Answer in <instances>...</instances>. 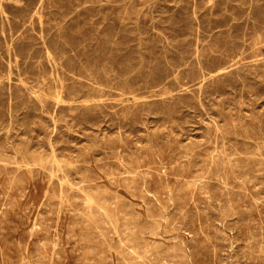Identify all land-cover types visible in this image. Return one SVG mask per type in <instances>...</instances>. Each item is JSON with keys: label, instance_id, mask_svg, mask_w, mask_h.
<instances>
[{"label": "rangeland", "instance_id": "374dc122", "mask_svg": "<svg viewBox=\"0 0 264 264\" xmlns=\"http://www.w3.org/2000/svg\"><path fill=\"white\" fill-rule=\"evenodd\" d=\"M44 1H0V7H3L0 9V62L2 63V65L0 64V67L2 66L0 68V264H264V245L262 246V244L264 243V217L262 216L264 215V83H261L264 82V0H247L248 2H246V0H124L125 2L123 0ZM30 2L31 4L29 5ZM188 3L190 6L188 5ZM225 3L227 7L225 6ZM75 4L80 7L76 6ZM85 4H87L88 6ZM251 4L253 6H251ZM146 5L148 7H146ZM191 5H194V7H192ZM62 6H65V8H63ZM169 6L171 9H169ZM230 8L232 10H230ZM16 9L18 12L16 11ZM205 10L208 12H206ZM222 10L225 11L223 12ZM52 12L55 14L53 15ZM151 12L153 13V15H151ZM179 13L182 16H180ZM196 13H199L200 15ZM105 14H108L107 17ZM162 15H164L165 17ZM94 17H96V19ZM117 17L119 20L117 19ZM149 17H151L152 20ZM84 18H87V20H85ZM61 19L63 20V22L61 21ZM113 19H115L116 21H113ZM198 19H200V21ZM167 20H170V23ZM206 21H208V23H206ZM220 22L222 24H220ZM246 22L248 24H246ZM189 23H191L192 26L190 24L189 27ZM118 24H120L121 27ZM144 26H146V28ZM148 26L154 27L150 28ZM247 26H249V28ZM52 27L55 29H53ZM208 27L209 29H207ZM250 27H252V29H250ZM257 27H260V30L257 29ZM47 28L49 30H47ZM140 30H143L144 32ZM212 32L213 35L211 34ZM14 33L15 36H13ZM243 33L244 35H242ZM261 33L263 34V37ZM229 34L230 36H228ZM26 35L30 37H27ZM217 35H219V37H217ZM57 36H59V38ZM253 36L256 38H254ZM68 37L71 40H69ZM142 37L144 41L142 40ZM210 37L212 38L210 39ZM242 37L244 38V40H242ZM81 40L84 42H81ZM115 43L118 46H116ZM233 43H235L236 45ZM238 44L241 46H239ZM122 45H124V47ZM63 46H65V49L63 48ZM26 47L28 48L26 49ZM87 47H89V49ZM110 47L112 50L110 49ZM113 48H115V52L113 51ZM80 49H83L84 51ZM128 49L131 51H129ZM139 49L141 51H139ZM194 49L196 50V52ZM231 49L233 52L231 51ZM185 51L187 54L185 53ZM199 52L201 54H199ZM136 53L139 54V56ZM129 56H131L132 58ZM228 56H230L231 58ZM151 58L153 59L151 60ZM139 59H141L143 63ZM190 61L193 63H191ZM21 62H23L24 64ZM116 62L118 63V65ZM135 62L137 63V65ZM158 62L162 63L159 65ZM206 62L207 65L205 64ZM29 63L31 65H29ZM96 63L99 65V67L96 66ZM191 64L193 65V67ZM67 66H69L70 68ZM159 66H161L160 68H162L163 70L160 69ZM178 66L179 68H177ZM254 67H256L257 69H255ZM258 69L261 71V73H259L260 71ZM54 70L56 72H54ZM109 71L112 73H110ZM142 72L146 75H144ZM233 73H235V75ZM249 74L251 76H249ZM143 76H146L147 78ZM91 78H93L94 81ZM160 78L163 79L162 83ZM227 78L229 79V81ZM256 78L259 80H257ZM134 79L136 80V82ZM140 81H143L142 85ZM52 85L54 88L52 87ZM257 86L260 87V90H258ZM253 89L255 90L254 93ZM134 90L136 93L134 92ZM95 93L97 95L99 94L100 97H98L99 95L97 96ZM237 93H239V95ZM92 94L94 96H91ZM22 95L23 97H21ZM51 98L52 100H50ZM249 98L251 100H249ZM120 101L122 102L121 105ZM177 102L180 105H178ZM143 103L144 105H142ZM181 105H183L184 107ZM199 108L202 111H200ZM124 110L126 111L123 112ZM157 110L159 111V113ZM161 110L167 114L165 116L162 115L164 113ZM46 111L49 113H47ZM117 112L120 114H118ZM234 113L236 114L234 115ZM178 114H181L182 117ZM174 115L176 119L174 118ZM196 116H198V118ZM91 117L92 119H90ZM126 117L128 118L126 119ZM140 117H142L143 119L141 118V120H139ZM171 119L173 122L170 121ZM111 122H113L114 124ZM174 122H176V124ZM209 125H211L212 127L210 128ZM217 125L220 126L218 127ZM106 126H108V128ZM254 128L258 130H255ZM249 130L250 132H248ZM137 131L140 132L137 133ZM206 131H208V133ZM122 133L124 134V136ZM166 133L168 135H166ZM209 133L211 134L209 135ZM156 134L158 135L156 136ZM229 134H231V136ZM36 135L38 138L36 137ZM218 136H220L221 139ZM223 138L227 141H225ZM232 138L235 140H233ZM88 140L90 141V143ZM134 140L137 141V143L134 142ZM192 142H194V144ZM254 145H256L257 147ZM81 149L83 150L81 151ZM215 154H217V156H214ZM195 157H197L198 159ZM14 162L16 164H14ZM53 163L56 164V166ZM2 164H5V167H3ZM16 165L17 167H15ZM60 167L62 168V170ZM127 172L129 173V175L126 174ZM145 176H149L150 178H146ZM109 180H111L112 184ZM185 181L188 182L186 183ZM63 182L66 185H64ZM10 185L11 187H9ZM59 185L62 186V188ZM163 185H165V187ZM178 185H182L181 188ZM188 185L192 186L189 188ZM178 188H180V190H178ZM203 188H205L206 190L204 189L203 191ZM135 189L137 190V192ZM205 194L207 196L209 195L210 197H206ZM161 195L165 197L162 198ZM177 195L178 197H176ZM84 197H87L88 199H85ZM92 202H94L95 205H92ZM156 204L159 206H157ZM88 206H90V208ZM164 206L167 208V210ZM173 208H175L174 211ZM102 213L104 214L102 215ZM241 213L243 214V216ZM232 214L234 215V217ZM88 219L91 222L88 221ZM112 221L114 224L112 223ZM117 224L119 225L117 226ZM230 224L233 225L231 226ZM40 227L42 228V230ZM44 230L46 232L48 231L47 234ZM55 230H57V232H55ZM26 233L29 234L27 235ZM24 234L26 236H24ZM254 234H256V237L254 236ZM104 238L106 239V241ZM243 238L245 241L243 240ZM233 241L236 243H234ZM193 242L195 243V245ZM258 242H260L261 244ZM37 245L42 247H38ZM109 251L111 252V254H109ZM136 256L139 257L137 258ZM246 256L248 257L246 258ZM124 261L126 263H124Z\"/></svg>", "mask_w": 264, "mask_h": 264}, {"label": "bare ground", "instance_id": "6f19581e", "mask_svg": "<svg viewBox=\"0 0 264 264\" xmlns=\"http://www.w3.org/2000/svg\"><path fill=\"white\" fill-rule=\"evenodd\" d=\"M0 1H1V0H0ZM14 1H15V0H14ZM43 1H44V0H43ZM63 1H65V0H63ZM66 1H67V0H66ZM86 1H87V0H86ZM98 1H99V0H98ZM123 1H124V0H123ZM135 1H136V0H135ZM178 1H179V0H178ZM181 1H182V0H181ZM200 1H202V0H200ZM242 1H244V0H242ZM27 2H28V1H27ZM59 2H61V1H59ZM69 2H70V1H69ZM77 2H78V1H77ZM124 2H125V1H124ZM131 2H132V1H131ZM151 2H152V1H151ZM173 2H176V1H173ZM187 2H188V1H187ZM207 2H208V1H207ZM225 2H226V1H225ZM228 2H229V1H228ZM246 2H248V1L246 0ZM249 2H250V1H249ZM260 2H261V1H260ZM39 3H40V1H39ZM46 3H47V2H46ZM53 3H54V2H53ZM85 3H86V2H85ZM115 3H117V2H115ZM119 3H120V2H119ZM127 3H128V2H127ZM152 3H153V2H152ZM182 3H184V2H182ZM236 3H237V2H236ZM0 4H1V3H0ZM25 4H26V3H25ZM30 4H31V2L29 3V5H30ZM44 4H45V1H44ZM60 4H61V3H60ZM60 4H59V5H60ZM68 4H69V3H68ZM73 4H74V3H73ZM83 4H84V3H83ZM93 4H95V3H93ZM99 4H100V3H99ZM122 4H123V3H122ZM131 4H132V3H131ZM140 4H141V3H140ZM176 4H177V3H176ZM195 4H196V3H195ZM206 4H207V3H206ZM242 4H243V3H242ZM32 5H33V4H32ZM36 5H37V4H36ZM48 5H49V4H48ZM65 5H66V4H65ZM75 5H76V4H75ZM79 5H80V4H79ZM85 5H87V4H85ZM96 5H97V4H96ZM100 5H101V4H100ZM127 5H130V4H127ZM134 5H135V4H134ZM167 5H168V4H167ZM186 5H187V3H186ZM188 5H189V3H188ZM16 6H17V5H16ZM20 6H21V5H20ZM33 6H34V5H33ZM56 6H57V5H56ZM76 6H78V5H76ZM87 6H88V5H87ZM175 6H176V5H175ZM189 6H190V5H189ZM191 6H192V5H191ZM202 6H204V5H202ZM216 6H217V5H216ZM220 6H221V5H220ZM225 6H226V3H225ZM251 6H253V5L251 4ZM41 7H42V6H41ZM59 7H61V6H59ZM59 7H58V8H59ZM62 7L65 8V6H62ZM78 7H80V6H78ZM96 7H97V6H96ZM107 7H108V6H107ZM122 7H123V6H122ZM124 7H125V6H124ZM138 7H139V6H138ZM138 7H137V8H138ZM146 7H148V6L146 5ZM163 7H164V6H163ZM178 7H179V6H178ZM178 7H177V8H178ZM192 7H194V5H193ZM226 7H227V6H226ZM231 7H232V6H231ZM1 8H3V7H0V9H1ZM5 8H6V7H5ZM12 8H13V7H12ZM12 8H11V9H12ZM26 8H27V7H26ZM71 8H72V7H71ZM75 8H76V7H75ZM104 8H105V7H104ZM112 8H113V7H112ZM149 8H150V7H149ZM180 8H181V7H180ZM199 8H200V7H199ZM204 8H205V7H204ZM206 8H207V7H206ZM235 8H236V7H235ZM253 8H254V7H253ZM258 8H259V7H258ZM260 8H261V7H260ZM14 9H15V8H14ZM60 9H61V8H60ZM66 9H67V8H66ZM76 9H77V8H76ZM93 9H94V8H93ZM118 9H119V8H118ZM131 9H132V8H131ZM146 9H147V8H146ZM163 9H164V8H163ZM169 9H171L170 6H169ZM169 9H168V10H169ZM173 9H174V8H173ZM173 9H172V10H173ZM188 9H189V8H188ZM192 9H193V8H192ZM201 9H202V8H201ZM215 9H216V8H215ZM220 9H221V8H220ZM223 9H224V8H223ZM225 9H226V8H225ZM238 9H239V8H238ZM250 9H251V8H250ZM262 9H263V8H262ZM2 10H3V9H2ZM34 10H35V9H34ZM67 10H68V9H67ZM73 10H74V9H73ZM77 10H78V9H77ZM88 10H89V9H88ZM94 10H95V9H94ZM100 10H101V9H100ZM111 10H113V9H111ZM123 10H124V9H123ZM125 10H126V9H125ZM133 10H134V9H133ZM133 10H132V11H133ZM152 10H153V8H152ZM165 10H166V9H165ZM174 10H175V9H174ZM174 10H173V11H174ZM207 10H208V9H207ZM230 10H232V9L230 8ZM236 10H237V9H236ZM243 10H244V9H243ZM251 10H252V9H251ZM253 10H254V9H253ZM263 10H264V9H263ZM0 11H1V10H0ZM10 11H11V10H10ZM16 11H17V9H16ZM23 11H25V10H23ZM23 11H22V12H23ZM37 11H38V9H37ZM49 11H50V10H49ZM60 11H61V10H60ZM68 11H69V10H68ZM68 11H67V12H68ZM97 11H98V9H97ZM97 11H96V12H97ZM108 11H109V10H108ZM115 11H116V10H115ZM189 11H190V10H189ZM205 11H206V10H205ZM219 11H220V10H219ZM222 11H223V10H222ZM224 11H225V10H224ZM224 11H223V12H224ZM246 11H247V10H246ZM254 11H255V10H254ZM259 11H260V10H259ZM17 12H18V11H17ZM19 12H20V10H19ZM28 12H29V11H28ZM61 12H62V11H61ZM61 12H60V13H61ZM71 12H73V11H71ZM74 12H75V11H74ZM76 12H77V11H76ZM85 12H86V10H85ZM149 12H150V11H149ZM152 12H153V11H152ZM152 12H151V13H152ZM157 12H158V11H157ZM195 12H197V11H195ZM195 12H194V14H195ZM206 12H208V11H206ZM212 12H213V10H212ZM216 12H218V11H216ZM237 12H238V11H237ZM249 12H250V11H249ZM252 12H253V11H252ZM261 12H262V11H261ZM11 13H13V12H11ZM52 13H53V12H52ZM63 13H64V12H63ZM80 13H81V12H80ZM91 13H93V12H91ZM105 13H106V12H105ZM119 13H121V12H119ZM123 13H124V12H123ZM127 13H128V11H127ZM138 13H140V12H138ZM168 13H169V11H168ZM173 13H174V12H173ZM181 13H182V12H181ZM188 13H189V12H188ZM191 13H192V12H191ZM191 13H190V14H191ZM214 13H215V12H214ZM225 13H226V12H225ZM225 13H224V14H225ZM229 13H231V12H229ZM233 13H234V12H233ZM15 14H16V13H15ZM15 14H14V15H15ZM23 14H25V13H23ZM47 14H48V13H47ZM50 14H51V13H50ZM54 14H55V13H53V15H54ZM66 14H69V13H66ZM86 14H87V13H86ZM99 14H100V13H99ZM111 14H112V13H111ZM114 14H115V13H114ZM129 14H130V13H129ZM135 14H136V13H135ZM135 14H134V15H135ZM141 14H142V13H141ZM141 14H140V15H141ZM179 14H180V13H179ZM182 14H183V13H182ZM196 14H199V13H196ZM210 14H211V13H210ZM243 14H244V12H243ZM263 14H264V13H263ZM2 15H3V14H2ZM35 15H36V14H35ZM80 15H81V14H80ZM93 15H94V14H93ZM105 15H106V14H105ZM107 15H108V14H107ZM107 15H106V17H107ZM115 15H116V14H115ZM151 15H153V13H152ZM157 15H158V14H157ZM199 15H200V14H199ZM225 15H226V14H225ZM225 15H224V16H225ZM231 15H232V14H231ZM231 15H230V16H231ZM236 15H237V14H236ZM252 15H253V14H252ZM257 15H258V13H257ZM257 15H256V16H257ZM19 16H20V15H19ZM21 16H22V15H21ZM55 16H56V15H55ZM57 16H58V15H57ZM72 16H73V15H72ZM86 16H87V15H86ZM91 16H92V15H91ZM101 16H102V15H101ZM112 16H113V15H112ZM117 16H118V15H117ZM127 16H128V15H127ZM127 16H126V17H127ZM132 16H133V15H132ZM145 16H146V15H145ZM162 16H164V15H162ZM169 16H170V15H169ZM171 16H172V15H171ZM178 16H179V15H178ZM180 16H182V15L180 14ZM191 16H192V15H191ZM201 16H202V15H201ZM210 16H211V15H210ZM233 16H235V15H233ZM259 16H260V15H259ZM17 17H18V16H17ZM17 17H16V18H17ZM121 17H122V16H121ZM121 17H120V18H121ZM135 17H136V16H135ZM164 17H165V16H164ZM189 17H190V16H189ZM240 17H241V16H240ZM249 17H250V16H249ZM252 17H254V16H252ZM260 17H261V16H260ZM20 18H21V17H20ZM53 18H54V17H53ZM53 18H52V19H53ZM63 18H64V17H63ZM77 18H78V17H77ZM79 18H80V17H79ZM94 18L96 19V17H94ZM128 18H129V17H128ZM131 18H132V17H131ZM139 18H140V17H139ZM149 18L151 19V17H149ZM154 18H155V16H154ZM157 18H159V17H157ZM171 18H172V17H171ZM175 18H176V17H175ZM192 18H193V17H192ZM218 18H219V17H218ZM228 18H229V17H228ZM238 18H239V17H238ZM4 19H5V18H4ZM47 19H48V18H47ZM54 19H55V18H54ZM84 19H85V18H84ZM102 19H103V18H102ZM115 19H116V18H115ZM115 19H113V21H116ZM117 19H118V17H117ZM124 19H125V18H124ZM141 19H143V18H141ZM161 19H163V18H161ZM165 19H166V18H165ZM187 19H189V18H187ZM201 19H202V18H201ZM221 19H222V18H221ZM229 19H230V18H229ZM242 19H244V18H242ZM260 19H261V18H260ZM65 20H66V19H65ZM85 20H87V18H86ZM118 20H119V19H118ZM121 20H122V19H121ZM121 20H120V21H121ZM128 20H129V19H128ZM139 20H140V19H139ZM151 20H152V19H151ZM172 20H173V19H172ZM174 20H175V19H174ZM179 20H180V19H179ZM191 20H192V19H191ZM198 20L200 21V19H198ZM202 20H203V19H202ZM206 20H207V19H206ZM225 20H226V19H225ZM225 20H223V21H225ZM233 20H235V19H233ZM249 20H250V19H249ZM258 20H259V19H258ZM262 20H263V19H262ZM25 21H26V20H25ZM29 21H31V20H29ZM33 21H34V20H33ZM36 21H37V20H36ZM61 21L63 22L62 19H61ZM76 21H77V20H76ZM76 21H75V22H76ZM79 21H80V20H79ZM126 21H127V20H126ZM167 21H169V23H170V20H167ZM181 21H182V19H181ZM211 21H212V20H211ZM259 21H260V20H259ZM0 22H1V21H0ZM26 22H27V21H26ZM46 22H48V21H46ZM56 22H57V21H56ZM58 22H59V21H58ZM64 22H65V21H64ZM69 22H70V20H69ZM83 22H84V21H83ZM87 22H88V21H87ZM101 22H102V21H101ZM131 22H132V21H131ZM145 22H146V21H145ZM148 22H149V21H148ZM151 22H152V21H151ZM158 22H160V21H158ZM172 22H173V21H172ZM184 22H185V21H184ZM194 22H195V21H194ZM215 22H216V21H215ZM227 22H228V21H227ZM243 22H244V21H243ZM256 22H257V20H256ZM9 23H10V22H9ZM27 23H28V22H27ZM79 23H80V22H79ZM79 23H78V24H79ZM127 23H128V22H127ZM140 23H141V22H140ZM152 23H153V22H152ZM166 23H167V22H166ZM166 23H164V24H166ZM174 23H175V22H174ZM186 23H187V22H186ZM201 23H202V22H201ZM206 23H208V21H206ZM206 23H204V24H206ZM18 24H19V23H18ZM60 24H61V23H60ZM67 24H68V23H67ZM75 24H76V23H75ZM87 24H88V23H87ZM97 24H98V23H97ZM97 24H96V25H97ZM114 24H115V23H114ZM123 24H124V23H123ZM123 24H122V25H123ZM128 24H129V23H128ZM128 24H127V25H128ZM136 24H137V23H136ZM161 24H162V23H161ZM161 24H160V25H161ZM178 24H179V23H178ZM183 24H184V23H183ZM190 24H191V23H189V27H190ZM210 24H211V23H210ZM220 24H222V23L220 22ZM242 24H243V23H242ZM246 24H248V23L246 22ZM260 24H261V23H260ZM21 25H23V24H21ZM54 25H55V24H54ZM81 25H83V24H81ZM103 25H104V24H103ZM118 25L120 26V24H118ZM127 25H126V26H127ZM131 25H132V24H131ZM139 25H140V24H139ZM151 25H152V24H151ZM214 25H215V24H214ZM217 25H218V24H217ZM224 25H225V24H224ZM250 25H251V24H250ZM254 25H255V24H254ZM261 25H262V24H261ZM30 26H31V25H30ZM36 26H37V25H36ZM71 26H72V25H71ZM75 26H76V25H75ZM77 26H78V25H77ZM109 26H110V25H109ZM109 26H108V27H109ZM124 26H125V25H124ZM137 26H138V25H137ZM157 26H158V25H157ZM168 26H169V25H168ZM174 26H175V25H174ZM191 26H192V24H191ZM199 26H200V25H199ZM209 26H210V25H209ZM225 26H226V25H225ZM225 26H224V27H225ZM241 26H242V25H241ZM1 27H2V26H1ZM19 27H20V26H19ZM21 27H23V26H21ZM34 27H35V26H34ZM38 27H39V26H38ZM54 27H55V26H54ZM64 27H66V26H64ZM85 27H86V26H85ZM88 27H89V26H88ZM105 27H106V26H105ZM112 27H113V26H112ZM117 27H118V26H117ZM120 27H121V26H120ZM127 27H128V26H127ZM133 27H134V26H133ZM144 27L146 28V26H144ZM148 27H150V26H148ZM153 27H154V26H153ZM153 27H150V28H153ZM158 27H159V26H158ZM164 27H165V25H164ZM200 27H201V26H200ZM204 27H205V26H204ZM218 27H219V26H218ZM238 27H239V26H238ZM247 27L249 28V26H247ZM254 27H255V26H254ZM4 28H5V27H4ZM52 28H53V27H52ZM86 28H87V27H86ZM106 28H107V27H106ZM118 28H119V27H118ZM125 28H126V27H125ZM159 28H160V27H159ZM176 28H177V27H176ZM215 28H216V27H215ZM231 28H232V27H231ZM235 28H236V27H235ZM242 28H243V27H242ZM245 28H246V27H245ZM5 29H6V28H5ZM19 29H20V28H19ZM28 29H29V28H28ZM36 29H37V27H36ZM36 29H35V30H36ZM53 29H55V28H53ZM62 29H63V28H62ZM91 29H92V28H91ZM95 29H96V28H95ZM99 29H100V28H99ZM110 29H111V28H110ZM114 29H115V28H114ZM126 29H127V28H126ZM142 29H143V28H142ZM160 29H161V28H160ZM162 29H163V28H162ZM168 29H170V28H168ZM178 29H179V28H178ZM207 29H209V27H208ZM211 29H212V28H211ZM216 29H217V28H216ZM233 29H234V28H233ZM233 29H232V30H233ZM238 29H240V28H238ZM250 29H252V27H250ZM257 29L260 30V27H259V28L257 27ZM261 29H262V28H261ZM3 30H4V29H3ZM43 30H44V29H43ZM45 30H46V29H45ZM47 30H49V29L47 28ZM47 30H46V31H47ZM64 30H65V29H64ZM100 30H101V29H100ZM137 30H138V29H137ZM148 30H149V29H148ZM171 30H172V29H171ZM181 30H182V29H181ZM241 30H242V29H241ZM241 30H240V31H241ZM255 30H256V28H255ZM262 30H263V29H262ZM22 31H23V30H22ZM36 31H37V30H36ZM70 31H71V30H70ZM76 31H77V30H76ZM79 31H80V30H79ZM83 31H84V30H83ZM106 31H107V30H106ZM109 31H110V30H109ZM122 31H123V30H122ZM134 31H135V29H134ZM140 31H143V30H140ZM146 31H147V30H146ZM176 31H178V30H176ZM185 31H186V30H185ZM188 31H189V30H188ZM191 31H192V30H191ZM205 31H206V30H205ZM234 31H235V30H234ZM242 31H243V30H242ZM29 32H30V31H29ZM29 32H28V33H29ZM50 32H51V30H50ZM52 32H53V31H52ZM91 32H92V31H91ZM123 32H124V31H123ZM130 32H131V31H130ZM143 32H144V31H143ZM143 32H142V33H143ZM163 32H164V31H163ZM186 32H187V31H186ZM252 32H253V31H252ZM257 32H258V31H257ZM259 32H260V31H259ZM26 33H27V32H26ZM65 33H66V32H65ZM118 33H119V32H118ZM126 33H127V31H126ZM128 33H129V32H128ZM139 33H140V32H139ZM150 33H151V32H150ZM152 33H153V32H152ZM171 33H172V32H171ZM181 33H182V32H181ZM202 33H203V32H202ZM205 33H206V32H205ZM208 33H209V32H208ZM220 33H221V32H220ZM236 33H237V32H236ZM247 33H248V32H247ZM0 34H1V33H0ZM9 34H10V33H9ZM32 34H33V33H32ZM50 34H51V33H50ZM50 34H49V35H50ZM76 34H77V33H76ZM76 34H74V35H76ZM81 34H82V33H81ZM97 34H98V33H97ZM100 34H101V33H100ZM123 34H124V33H123ZM147 34H148V33H147ZM182 34H183V33H182ZM193 34H194V33H193ZM198 34H199V33H198ZM211 34L213 35V32H212ZM226 34H227V33H226ZM230 34H231V33H230ZM230 34H229L228 36H230ZM249 34H250V33H249ZM249 34H247V35H249ZM261 34H262V33H261ZM65 35H66V34H65ZM69 35H71V34H69ZM79 35H80V34H79ZM115 35H116V34H115ZM115 35H114V36H115ZM118 35H119V34H118ZM121 35H122V34H121ZM131 35H132V33H131ZM134 35H135V34H134ZM144 35H145V33H144ZM170 35H171V34H170ZM188 35H189V34H188ZM202 35H203V34H202ZM205 35H206V34H205ZM242 35H244V33H243ZM253 35H254V34H253ZM255 35H256V33H255ZM13 36H15V33H14ZM16 36H17V35H16ZM26 36H27V35H26ZM42 36H43V35H42ZM89 36H91V35H89ZM114 36H113V37H114ZM126 36H127V34H126ZM142 36H143V35H142ZM149 36H150V35H149ZM235 36H236V35H235ZM237 36H238V35H237ZM27 37H30V36H27ZM51 37H52V36H51ZM57 37L59 38V36H57ZM60 37H61V36H60ZM69 37H71V36H69ZM69 37H68V39H69ZM79 37H80V36H79ZM91 37H93V36H91ZM116 37H117V36H116ZM128 37H129V36H128ZM133 37H134V36H133ZM146 37H147V36H146ZM146 37H145V38H146ZM161 37H162V35H161ZM175 37H176V36H175ZM217 37H219V35H217ZM221 37H222V36H221ZM232 37H233V36H232ZM253 37H254V36H253ZM262 37H263V34H262ZM262 37H261V38H262ZM8 38H9V36H8ZM13 38H14V37H13ZM20 38H22V37H20ZM23 38H24V37H23ZM36 38H37V37H36ZM46 38H47V37H46ZM53 38H54V37H53ZM104 38H105V37H104ZM119 38H120V37H119ZM126 38H127V37H126ZM135 38H136V37H135ZM183 38H184V37H183ZM188 38H189V37H188ZM205 38H206V37H205ZM211 38H212V37H210V39H211ZM225 38H226V37H225ZM239 38H240V37H239ZM242 38H243V37H242ZM245 38H246V36H245ZM247 38H248V36H247ZM254 38H256V37H254ZM50 39H51V38H50ZM74 39H75V38H74ZM106 39H107V38H106ZM146 39H147V38H146ZM175 39H176V38H175ZM207 39H209V38H207ZM213 39H215V38H213ZM221 39H222V38H221ZM229 39H230V38H229ZM250 39H251V38H250ZM2 40H3V39H2ZM8 40H9V39H8ZM25 40H26V39H25ZM69 40H71V39H69ZM83 40H84V39H83ZM90 40H91V39H90ZM104 40H105V39H104ZM109 40H110V39H109ZM109 40H108V43H109ZM114 40H115V39H114ZM114 40H113V41H114ZM120 40H121V39H120ZM125 40H126V39H125ZM132 40H133V38H132ZM140 40H141V39H140ZM142 40H143V37H142ZM150 40H151V39H150ZM161 40H162V39H161ZM161 40H160V41H161ZM172 40H173V38H172ZM218 40H219V39H218ZM222 40H223V39H222ZM242 40H244V38H243ZM251 40H252V39H251ZM255 40H256V39H255ZM259 40H260V39H259ZM38 41H39V40H38ZM48 41H49V40H48ZM51 41H52V40H51ZM78 41H79V40H78ZM85 41H87V40H85ZM97 41H98V40H97ZM101 41H103V40H101ZM106 41H107V40H106ZM110 41H111V40H110ZM116 41H117V40H116ZM116 41H115V42H116ZM126 41H127V40H126ZM143 41H144V40H143ZM146 41H147V40H146ZM156 41H157V40H156ZM194 41H195V39H194ZM196 41H197V40H196ZM203 41H204V40H203ZM210 41H211V40H210ZM226 41H227V40H226ZM256 41H257V40H256ZM16 42H17V41H16ZM73 42H74V41H73ZM81 42H84V41L81 40ZM111 42H112V41H111ZM111 42H110V43H111ZM134 42H136V41H134ZM139 42H140V41H139ZM153 42H154V41H153ZM163 42H164V41H163ZM180 42H181V41H180ZM188 42H189V41H188ZM219 42H220V41H219ZM232 42H233V41H232ZM245 42H246V40H245ZM249 42H250V41H249ZM260 42H261V41H260ZM6 43H7V42H6ZM40 43H41V42H40ZM77 43H78V42H77ZM77 43H76V44H77ZM112 43H113V42H112ZM124 43H125V42H124ZM131 43H133V42H131ZM149 43H150V42H149ZM170 43H171V42H170ZM192 43H196V42H192ZM221 43H223V42H221ZM229 43H230V41H229ZM229 43H228V44H229ZM235 43H236V42H235ZM235 43H233V44H235ZM241 43H242V42H241ZM243 43H244V41H243ZM11 44H12V43H11ZM28 44H30V43H28ZM60 44H61V43H60ZM103 44H104V43H103ZM120 44H122V43H120ZM127 44H128V42H127ZM154 44H155V43H154ZM154 44H153V45H154ZM176 44H177V43H176ZM176 44H175V45H176ZM200 44H201V43H200ZM218 44H219V43H218ZM257 44H258V43H257ZM7 45H8V44H7ZM19 45H20V44H19ZM33 45H35V44H33ZM47 45H48V44H47ZM74 45H75V44H74ZM115 45H116V43H115ZM135 45H136V44H135ZM155 45H156V44H155ZM170 45H171V44H170ZM170 45H169V46H170ZM190 45H191V44H190ZM202 45H203V44H202ZM210 45H211V44H210ZM224 45H225V44H224ZM235 45H236V44H235ZM238 45H239V44H238ZM250 45H251V44H250ZM250 45H249V46H250ZM1 46H2V45H1ZM21 46H22V45H21ZM26 46H27V45H26ZM38 46H39V45H38ZM43 46H44V45H43ZM65 46H66V44H65ZM65 46H63V48H64ZM80 46H81V45H80ZM90 46H91V45H90ZM109 46H110V45H109ZM116 46H118V45H116ZM122 46L124 47V45H122ZM129 46H130V45H129ZM138 46H139V45H138ZM142 46H143V45H142ZM169 46H168V47H169ZM172 46H173V45H172ZM172 46H171V47H172ZM176 46H177V45H176ZM239 46H241V45H239ZM252 46H253V45H252ZM11 47H12V46H11ZM85 47H86V46H85ZM101 47H102V46H101ZM106 47H107V46H106ZM127 47H128V46H127ZM132 47H133V46H132ZM132 47H131V48H132ZM143 47H144V46H143ZM146 47H147V46H146ZM149 47H150V46H149ZM179 47H180V46H179ZM181 47H182V46H181ZM186 47H187V46H186ZM204 47H205V46H204ZM223 47H225V46H223ZM229 47H230V46H229ZM234 47H235V46H234ZM16 48H17V47H16ZM19 48H20V47H19ZM27 48H28V47H26V49H27ZM41 48H42V47H41ZM67 48H69V47H67ZM79 48H80V47H79ZM87 48L89 49V47H87ZM137 48H138V47H137ZM144 48H145V47H144ZM165 48H166V47H165ZM190 48H191V47H190ZM192 48H193V46H192ZM201 48H202V47H201ZM221 48H222V47H221ZM232 48H233V47H232ZM243 48H244V47H243ZM5 49H6V48H5ZM46 49H47V48H46ZM64 49H65V48H64ZM76 49H77V48H76ZM110 49H111V47H110ZM113 49H114L113 51L115 52V51H116L115 48H113ZM132 49H133V48H132ZM163 49H164V48H163ZM182 49H183V48H182ZM205 49H206V48H205ZM216 49H217V48H216ZM228 49H230V48H228ZM233 49H234V48H233ZM237 49H238V46H237ZM240 49H242V48H240ZM246 49H247V47H246ZM255 49H256V48H255ZM68 50H69V49H68ZM68 50H67V51H68ZM77 50H78V49H77ZM80 50H83V49H80ZM99 50H100V49H99ZM111 50H112V49H111ZM119 50H120V48H119ZM126 50H127V49H126ZM126 50H125V51H126ZM128 50H129V49H128ZM146 50H147V49H146ZM157 50H159V49H157ZM169 50H170V49H169ZM194 50H195V49H194ZM210 50H211V49H210ZM218 50H219V47H218ZM218 50H217V51H218ZM223 50H224V49H223ZM243 50H244V49H243ZM83 51H84V50H83ZM90 51H91V50H90ZM121 51H122V50H121ZM129 51H131V50H129ZM132 51H133V50H132ZM139 51H141V50L139 49ZM149 51H151V50H149ZM205 51H206V50H205ZM231 51H232V49H231ZM246 51H247V50H246ZM258 51H259V50H258ZM2 52H3V50H2ZM77 52H78V51H77ZM79 52H80V51H79ZM159 52H160V51H159ZM168 52H169V51H168ZM195 52H196V50H195ZM203 52H204V51H203ZM232 52H233V51H232ZM243 52H244V51H243ZM248 52H249V51H248ZM261 52H262V51H261ZM7 53H8V52H7ZM71 53H72V52H71ZM92 53H93V50H92ZM104 53H105V52H104ZM107 53H108V52H107ZM131 53H133V52H131ZM134 53H135V52H134ZM138 53H139V52H138ZM140 53H141V52H140ZM143 53H144V51H143ZM185 53H186V51H185ZM207 53H208V52H207ZM216 53H217V52H216ZM263 53H264V51H263ZM263 53H262V54H263ZM3 54H5V53H3ZM11 54H13V53H11ZM20 54H21V53H20ZM27 54H28V53H27ZM66 54H67V53H66ZM129 54H130V53H129ZM136 54H137V53H136ZM149 54H150V53H149ZM186 54H187V53H186ZM196 54H197V53H196ZM199 54H201V53L199 52ZM231 54H232V53H231ZM244 54H246V53H244ZM253 54H254V53H253ZM255 54H256V53H255ZM28 55H29V54H28ZM41 55H42V54H41ZM74 55H75V54H74ZM84 55H85V54H84ZM95 55H96V54H95ZM105 55H106V54H105ZM113 55H114V54H113ZM125 55H127V54H125ZM137 55L139 56V54H137ZM151 55H152V54H151ZM155 55H156V54H155ZM208 55H209V54H208ZM211 55H212V54H211ZM232 55H233V54H232ZM250 55H251V54H250ZM257 55H259V54H257ZM257 55H256V56H257ZM15 56H16V55H15ZM23 56H24V55H23ZM48 56H50V55H48ZM90 56H92V55H90ZM98 56H99V55H98ZM98 56H97V57H98ZM111 56H112V55H111ZM117 56H118V55H117ZM135 56H136V55H135ZM178 56H179V55H178ZM224 56H225V55H224ZM230 56H231V55H230ZM230 56H228V57H230ZM236 56H237V55H236ZM262 56H263V55H262ZM26 57H28V56H26ZM45 57H46V56H45ZM51 57H52V55H51ZM69 57H70V55H69ZM106 57H108V56H106ZM126 57H127V56H126ZM129 57H131V56H129ZM145 57H146V56H145ZM160 57H161V56H160ZM179 57H180V56H179ZM210 57H211V56H210ZM222 57H223V56H222ZM222 57H221V58H222ZM234 57H235V56H234ZM243 57H244V56H243ZM258 57H259V56H258ZM14 58H15V57H14ZM14 58H13V59H14ZM30 58H31V57H30ZM37 58H38V57H37ZM63 58H64V57H63ZM115 58H116V57H115ZM131 58H132V57H131ZM131 58H130V59H131ZM157 58H159V57H157ZM166 58H167V57H166ZM176 58H177V57H176ZM194 58H195V57H194ZM194 58H193V59H194ZM214 58H215V57H214ZM217 58H218V57H217ZM230 58H231V57H230ZM235 58H236V57H235ZM11 59H12V58H11ZM75 59H76V58H75ZM93 59H94V58H93ZM103 59H105V58H103ZM111 59H112V58H111ZM125 59H126V58H125ZM125 59H124V60H125ZM137 59H138V58H137ZM144 59H145V58H144ZM149 59H150V58H149ZM152 59H153V58H151V60H152ZM160 59H161V58H160ZM178 59H179V58H178ZM252 59H253V58H252ZM255 59H256V58H255ZM261 59H262V58H261ZM7 60H8V59H7ZM58 60H59V59H58ZM86 60H87V59H86ZM108 60H109V59H108ZM139 60H141V59H139ZM164 60H166V59H164ZM186 60H187V59H186ZM214 60H215V59H214ZM222 60H223V59H222ZM222 60H221V61H222ZM225 60H226V57H225ZM225 60H224V61H225ZM239 60H240V59H239ZM239 60H238V61H239ZM263 60H264V59H263ZM3 61H4V60H3ZM13 61H14V60H13ZM78 61H79V60H78ZM89 61H90V60H89ZM110 61H112V60H110ZM120 61H121V60H120ZM101 62H102V60H101ZM122 62H123V61H122ZM129 62H130V61H129ZM141 62H142V60H141ZM152 62H153V61H152ZM162 62H163V61H162ZM162 62H161V63H162ZM190 62H191V61H190ZM209 62H210V61H209ZM226 62H227V61H226ZM258 62H260V61H258ZM21 63H23V62H21ZM38 63H39V62H38ZM63 63H64V62H63ZM84 63H85V62H84ZM88 63H89V62H88ZM109 63H110V62H109ZM116 63H117V62H116ZM126 63H127V62H126ZM135 63H136V62H135ZM142 63H143V62H142ZM145 63H146V61H145ZM161 63L158 62L159 65H160ZM179 63H180V62H179ZM179 63H178V64H179ZM191 63H193V62H191ZM216 63H217V62H216ZM229 63H230V61H229ZM233 63H234V62H233ZM0 64L2 65L1 62H0ZM3 64H4V63H3ZM23 64H24V63H23ZM45 64H46V63H45ZM49 64H50V63H49ZM52 64H53V63H52ZM69 64H70V63H69ZM96 64H97V63H96ZM103 64H104V63H103ZM110 64H111V63H110ZM138 64H139V62H138ZM150 64H151V63H150ZM180 64H181V63H180ZM182 64H183V63H182ZM200 64H202V63H200ZM205 64L207 65V62H206ZM218 64H219V63H218ZM236 64H238V63H236ZM245 64H246V63H245ZM17 65H19V64H17ZM29 65H31V64L29 63ZM32 65H33V64H32ZM50 65H51V64H50ZM56 65H57V64H56ZM64 65H65V64H64ZM73 65H74V64H73ZM94 65H95V64H94ZM104 65H105V64H104ZM111 65H112V64H111ZM113 65H114V64H113ZM115 65H116V64H115ZM117 65H118V63H117ZM136 65H137V63H136ZM140 65H141V63H140ZM142 65H144V64H142ZM145 65H146V64H145ZM191 65H192V64H191ZM191 65H190V66H191ZM213 65H214V64H213ZM213 65H212V66H213ZM234 65H235V64H234ZM15 66H16V65H15ZM27 66H28V65H27ZM96 66L99 67L98 64H97ZM106 66H107V65H106ZM126 66H127V65H126ZM165 66H166V64H165ZM188 66H189V65H188ZM195 66H196V65H195ZM215 66H217V65H215ZM263 66H264V65H263ZM1 67H2V66H1ZM1 67H0V68H1ZM6 67H7V66H6ZM40 67H41V65H40ZM67 67H69V66H67ZM101 67H102V66H101ZM135 67H137V66H135ZM140 67H141V66H140ZM142 67H143V66H142ZM157 67H158V66H157ZM160 67H161V66H159V68H160ZM192 67H193V65H192ZM200 67H201V66H200ZM240 67H241V66H240ZM259 67H261V66H259ZM15 68H16V67H15ZM19 68H20V67H19ZM45 68H46V67H45ZM69 68H70V67H69ZM87 68H88V66H87ZM121 68H122V67H121ZM146 68H147V67H146ZM165 68H166V67H165ZM170 68H171V67H170ZM177 68H179V66H178ZM204 68H205V65H204ZM214 68H215V67H214ZM250 68H251V67H250ZM254 68L257 69L256 67H254ZM13 69H14V68H13ZM33 69H34V68H33ZM37 69H38V68H37ZM41 69H42V68H41ZM46 69H47V68H46ZM109 69H110V68H109ZM124 69H125V68H124ZM160 69H162V68H160ZM195 69H196V68H195ZM202 69H203V68H202ZM209 69H210V68H209ZM244 69H245V68H244ZM255 69H254V70H255ZM28 70H29V69H28ZM85 70H86V68H85ZM102 70H103V69H102ZM111 70H112V69H111ZM132 70H133V69H132ZM162 70H163V69H162ZM164 70H165V69H164ZM176 70H177V69H176ZM198 70H199V69H198ZM198 70H197V71H198ZM220 70H221V69H220ZM245 70H246V69H245ZM258 70H259V69H258ZM11 71H12V70H11ZM49 71H50V70H49ZM67 71H68V70H67ZM92 71H93V69H92ZM157 71H158V70H157ZM177 71H178V70H177ZM207 71H208V70H207ZM232 71H233V70H232ZM249 71H250V70H249ZM251 71H252V70H251ZM259 71H260V70H259ZM32 72H33V71H32ZM54 72H56V71L54 70ZM80 72H81V71H80ZM101 72H102V71H101ZM109 72H110V71H109ZM114 72H115V71H114ZM161 72H162V71H161ZM175 72H176V71H175ZM178 72H179V71H178ZM191 72H192V71H191ZM193 72H195V71H193ZM234 72H236V71H234ZM238 72H239V71H238ZM9 73H10V72H9ZM29 73H31V72H29ZM33 73H34V72H33ZM36 73H37V72H36ZM71 73H73V72H71ZM71 73H70V74H71ZM81 73H82V72H81ZM99 73H100V72H99ZM110 73H112V72H110ZM142 73H143V72H142ZM164 73H165V72H164ZM168 73H169V72H168ZM181 73H182V71H181ZM230 73H231V72H230ZM248 73H249V72H248ZM259 73H261V71H260ZM263 73H264V71H263ZM263 73H262V74H263ZM1 74H2V73H1ZM10 74H11V73H10ZM56 74H58V73H56ZM63 74H64V73H63ZM91 74H92V73H91ZM116 74H117V73H116ZM132 74H133V73H132ZM140 74H141V73H140ZM143 74H144V73H143ZM149 74H150V73H149ZM152 74H154V73H152ZM160 74H161V73H160ZM196 74H197V73H196ZM205 74H206V73H205ZM222 74H223V73H222ZM233 74L235 75V73H233ZM240 74H241V73H240ZM240 74H239V75H240ZM33 75H34V74H33ZM80 75H81V74H80ZM104 75H105V74H104ZM134 75H135V74H134ZM144 75H146V74H144ZM167 75H168V74H167ZM170 75H171V74H170ZM190 75H191V74H190ZM192 75H193V74H192ZM194 75H195V74H194ZM198 75H199V73H198ZM241 75H242V74H241ZM19 76H20V75H19ZM43 76H44V75H43ZM57 76H58V75H57ZM77 76H78V75H77ZM88 76H90V75H88ZM140 76H141V75H140ZM196 76H197V75H196ZM203 76H204V75H203ZM224 76H225V75H224ZM229 76H231V75H229ZM236 76H237V75H236ZM249 76H251V75L249 74ZM258 76H259V75H258ZM262 76H263V75H262ZM44 77H45V76H44ZM47 77H48V76H47ZM51 77H53V76H51ZM62 77H63V76H62ZM73 77H74V76H73ZM80 77H81V76H80ZM85 77H87V76H85ZM85 77H84V78H85ZM143 77H146V76H143ZM151 77H152V76H151ZM153 77H154V76H153ZM173 77H174V76H173ZM181 77H182V76H181ZM191 77H192V76H191ZM211 77H212V76H211ZM232 77H233V76H232ZM255 77H256V76H255ZM259 77H260V76H259ZM39 78H40V77H39ZM66 78H68V77H66ZM96 78H97V77H96ZM98 78H99V77H98ZM116 78H117V77H116ZM130 78H131V77H130ZM137 78H138V77H137ZM146 78H147V77H146ZM162 78H163V77H162ZM162 78H160V79H161V83H162V81H163ZM171 78H172V77H171ZM187 78H188V77H187ZM212 78H213V77H212ZM218 78H219V77H218ZM230 78H231V77H230ZM240 78H241V76H240ZM240 78H239V79H240ZM19 79H20V78H19ZM27 79H28V78H27ZM31 79H32V78H31ZM33 79H34V78H33ZM58 79H59V77H58ZM62 79H63V78H62ZM91 79L93 80V78H91ZM104 79H105V78H104ZM124 79H125V78H124ZM149 79H150V78H149ZM200 79H201V77H200ZM227 79H228V78H227ZM237 79H238V78H237ZM256 79H257V78H256ZM256 79H255V81H256ZM263 79H264V78H263ZM34 80H35V79H34ZM37 80H38V79H37ZM51 80H52V78H51ZM51 80H50V81H51ZM100 80H101V79H100ZM100 80H99V81H100ZM102 80H103V79H102ZM114 80H115V79H114ZM134 80H135V79H134ZM141 80H142V79H141ZM150 80H151V79H150ZM165 80H166V79H165ZM173 80H174V79H173ZM192 80H193V79H192ZM195 80H196V79H195ZM197 80H198V79H197ZM206 80H207V79H206ZM253 80H254V78H253ZM257 80H259V79H257ZM3 81H4V80H3ZM10 81H11V80H10ZM35 81H36V80H35ZM47 81H48V79H47ZM56 81H57V80H56ZM63 81H64V80H63ZM93 81H94V80H93ZM107 81H108V79H107ZM128 81H130V80H128ZM146 81H147V80H146ZM153 81H154V80H153ZM187 81H188V79H187ZM189 81H190V79H189ZM207 81H208V80H207ZM207 81H206V82H207ZM210 81H211V80H210ZM214 81H215V80H214ZM214 81H212V82H214ZM218 81H219V80H218ZM221 81H222V80H221ZM225 81H226V80H225ZM228 81H229V79H228ZM240 81H241V80H240ZM260 81H261V80H260ZM262 81H263V80H262ZM44 82H45V81H44ZM79 82H80V81H79ZM105 82H106V80H105ZM135 82H136V80H135ZM135 82H134V83H135ZM140 82H141V81H140ZM140 82H139V84H140ZM142 82H143V81H142ZM142 82H141V85H142ZM157 82H158V81H157ZM164 82H165V81H164ZM174 82H175V81H174ZM216 82H217V81H216ZM247 82H248V81H247ZM247 82H246V83H247ZM1 83H2V82H1ZM4 83H6V82H4ZM93 83H94V82H93ZM99 83H100V82H99ZM121 83H122V82H121ZM146 83H147V82H146ZM152 83H153V82H152ZM237 83H238V81H237ZM254 83H255V82H254ZM261 83H264V82H261ZM36 84H37V83H36ZM57 84H58V83H57ZM76 84H77V83H76ZM78 84H79V83H78ZM102 84H103V83H102ZM125 84H126V83H125ZM137 84H138V83H137ZM208 84H209V83H208ZM241 84H242V83H241ZM257 84H259V83H257ZM3 85H4V84H3ZM32 85H33V84H32ZM86 85H87V84H86ZM86 85H85V86H86ZM112 85H113V84H112ZM158 85H159V83H158ZM158 85H157V86H158ZM163 85H164V84H163ZM167 85H169V84H167ZM175 85H176V84H175ZM182 85H183V84H182ZM184 85H185V84H184ZM211 85H212V84H211ZM213 85H214V84H213ZM216 85H217V84H216ZM0 86H1V85H0ZM58 86H59V85H58ZM65 86H66V85H65ZM70 86H71V85H70ZM70 86H69V87H70ZM129 86H130V85H129ZM145 86H146V85H145ZM150 86H151V85H150ZM170 86H172V85H170ZM203 86H204V85H203ZM214 86H215V85H214ZM4 87H5V86H4ZM16 87H17V86H16ZM28 87H29V86H28ZM40 87H41V85H40ZM52 87H53V85H52ZM59 87H60V86H59ZM67 87H68V86H67ZM108 87H109V86H108ZM142 87H143V86H142ZM175 87H176V86H175ZM194 87H195V86H194ZM210 87H211V86H210ZM234 87H236V86H234ZM257 87H258V86H257ZM37 88H38V87H37ZM53 88H54V87H53ZM126 88H127V86H126ZM164 88H165V87H164ZM212 88H213V87H212ZM215 88H216V87H215ZM236 88H238V87H236ZM259 88H260V87H258V90H260ZM2 89H3V88H2ZM15 89H16V88H15ZM44 89H45V88H44ZM60 89H61V88H60ZM63 89H64V88H63ZM63 89H62V90H63ZM69 89H70V88H69ZM76 89H77V88H76ZM137 89H138V88H137ZM166 89H168V88H166ZM179 89H180V87H179ZM190 89H191V88H190ZM213 89H214V88H213ZM33 90H34V89H33ZM40 90H41V89H40ZM47 90H48V89H47ZM73 90H74V89H73ZM92 90H93V89H92ZM115 90H116V89H115ZM128 90H129V89H128ZM144 90H145V89H144ZM146 90H148V89H146ZM162 90H163V89H162ZM204 90H205V89H204ZM206 90H207V89H206ZM220 90H222V89H220ZM244 90H245V89H244ZM253 90H254V89H253ZM263 90H264V89H263ZM263 90H262V91H263ZM0 91H1V90H0ZM18 91H19V90H18ZM63 91H64V90H63ZM90 91H91V90H90ZM120 91H121V90H120ZM129 91H130V90H129ZM137 91H138V90H137ZM174 91H175V90H174ZM177 91H178V90H177ZM202 91H203V90H202ZM229 91H230V90H229ZM249 91H250V90H249ZM11 92H13V91H11ZM64 92H65V91H64ZM66 92H67V91H66ZM87 92H88V91H87ZM87 92H86V93H87ZM95 92H98V91H95ZM125 92H126V91H125ZM134 92H135V90H134ZM138 92H139V91H138ZM153 92H154V91H153ZM161 92H162V91H161ZM166 92H167V91H166ZM181 92H182V91H181ZM212 92H213V91H212ZM243 92H244V91H243ZM254 92H255V90L253 91V93H254ZM28 93H29V92H28ZM32 93H33V92H32ZM34 93H35V92H34ZM39 93H40V92H39ZM50 93H51V92H50ZM54 93H55V92H54ZM74 93H75V92H74ZM102 93H104V92H102ZM105 93H106V92H105ZM109 93H110V92H109ZM112 93H113V92H112ZM130 93H131V92H130ZM135 93H136V92H135ZM171 93H172V92H171ZM195 93H196V92H195ZM215 93H216V92H215ZM239 93H240V92H239ZM239 93H237V94L239 95ZM246 93H247V91H246ZM246 93H245V94H246ZM250 93H251V92H250ZM2 94H3V93H2ZM13 94H14V93H13ZM18 94H19V93H18ZM30 94H31V93H30ZM56 94H57V93H56ZM95 94H96V93H95ZM123 94H124V93H123ZM137 94H138V93H137ZM231 94H232V93H231ZM258 94H259V93H258ZM262 94H263V93H262ZM28 95H29V94H28ZM57 95H58V94H57ZM96 95H97V94H96ZM98 95H99V94H98ZM98 95H97V96H98ZM104 95H105V94H104ZM107 95H108V94H107ZM217 95H218V94H217ZM226 95H227V94H226ZM255 95H256V93H255ZM32 96H33V95H32ZM91 96H94V95L92 94ZM116 96H117V95H116ZM146 96H147V94H146ZM196 96H197V94H196ZM199 96H200V95H199ZM206 96H207V95H206ZM21 97H23V95H22ZM37 97H38V96H37ZM57 97H58V96H57ZM64 97H65V96H64ZM69 97H70V96H69ZM98 97H100V95H99ZM108 97H110V96H108ZM152 97H153V96H152ZM166 97H167V96H166ZM178 97H179V96H178ZM187 97H188V96H187ZM187 97H186V98H187ZM191 97H192V96H191ZM241 97H242V95H241ZM241 97H240V98H241ZM246 97H247V96H246ZM260 97H261V96H260ZM9 98H10V96H9ZM17 98H18V97H17ZM38 98H39V97H38ZM58 98H59V97H58ZM70 98H71V97H70ZM104 98H105V97H104ZM111 98H113V97H111ZM125 98H126V97H125ZM128 98H129V97H128ZM147 98H148V97H147ZM147 98H146V99H147ZM160 98H161V97H160ZM181 98H182V97H181ZM213 98H215V97H213ZM219 98H220V97H219ZM88 99H90V98H88ZM162 99H163V98H162ZM178 99H179V98H178ZM194 99H195V98H194ZM232 99H233V97H232ZM263 99H264V98H263ZM263 99H262V100H263ZM6 100H8V99H6ZM24 100H25V99H24ZM37 100H38V99H37ZM50 100H52V98H51ZM91 100H92V99H91ZM91 100H90V101H91ZM109 100H110V99H109ZM129 100H130V99H129ZM134 100H135V99H134ZM152 100H153V99H152ZM167 100H168V99H167ZM187 100H188V99H187ZM187 100H186V101H187ZM245 100H248V99H245ZM249 100H251V99L249 98ZM33 101H34V100H33ZM94 101H95V100H94ZM104 101H105V100H104ZM116 101H117V100H116ZM121 101H122V100H121ZM121 101H120V102H121ZM126 101H127V100H126ZM137 101H138V100H137ZM180 101H181V100H180ZM192 101H193V100H192ZM199 101H200V100H199ZM218 101H219V100H218ZM229 101H230V100H229ZM28 102H29V101H28ZM30 102H31V101H30ZM44 102H45V101H44ZM48 102H49V101H48ZM83 102H84V101H83ZM108 102H109V101H108ZM124 102H125V101H124ZM135 102H136V101H135ZM163 102H165V101H163ZM181 102H182V101H181ZM216 102H217V101H216ZM221 102H223V101H221ZM221 102H220V103H221ZM256 102H257V101H256ZM0 103H1V102H0ZM16 103H17V102H16ZM25 103H26V102H25ZM31 103H32V102H31ZM41 103H42V102H41ZM117 103H119V102H117ZM128 103H129V102H128ZM154 103H155V102H154ZM174 103H175V102H174ZM177 103H178V102H177ZM224 103H225V101H224ZM226 103H227V101H226ZM229 103H230V102H229ZM231 103H232V102H231ZM245 103H246V102H245ZM37 104H38V103H37ZM63 104H64V103H63ZM78 104H80V103H78ZM84 104H85V103H84ZM92 104H93V103H92ZM121 104H122V102L120 103V105H121ZM130 104H131V103H130ZM152 104H153V103H152ZM152 104H151V105H152ZM157 104H158V103H157ZM161 104H162V103H161ZM184 104H185V103H184ZM194 104H195V103H194ZM196 104H197V103H196ZM206 104H207V102H206ZM237 104H238V103H237ZM237 104H236V105H237ZM67 105H68V104H67ZM86 105H87V104H86ZM125 105H126V104H125ZM142 105H144V103H143ZM155 105H156V104H155ZM165 105H166V104H165ZM175 105H176V104H175ZM178 105H180V104L178 103ZM217 105H218V103H217ZM231 105H233V104H231ZM251 105H252V104H251ZM259 105H260V104H259ZM21 106H22V105H21ZM36 106H37V105H36ZM71 106H73V105H71ZM92 106H93V105H92ZM110 106H111V105H110ZM131 106H132V105H131ZM137 106H138V105H137ZM137 106H136V107H137ZM161 106H162V105H161ZM181 106H183V105H181ZM189 106H190V105H189ZM213 106H214V105H213ZM234 106H235V105H234ZM237 106H238V105H237ZM241 106H242V105H241ZM255 106H256V105H255ZM12 107H13V106H12ZM17 107H18V106H17ZM37 107H38V106H37ZM55 107H56V105H55ZM55 107H54V108H55ZM77 107H78V106H77ZM82 107H83V106H82ZM142 107H143V106H142ZM151 107H152V106H151ZM154 107H155V106H154ZM171 107H173V106H171ZM176 107H177V106H176ZM183 107H184V106H183ZM185 107H186V106H185ZM190 107H191V106H190ZM211 107H212V105H211ZM226 107H227V106H226ZM226 107H225V108H226ZM243 107H244V106H243ZM252 107H253V106H252ZM252 107H251V108H252ZM256 107H257V106H256ZM45 108H46V107H45ZM49 108H50V107H49ZM52 108H53V107H52ZM78 108H79V107H78ZM80 108H81V107H80ZM87 108H88V107H87ZM97 108H98V107H97ZM97 108H96V109H97ZM110 108H111V107H110ZM115 108H116V107H115ZM125 108H126V107H125ZM130 108H131V107H130ZM143 108H144V107H143ZM161 108H162V107H161ZM166 108H167V107H166ZM181 108H182V107H181ZM187 108H188V107H187ZM235 108H236V107H235ZM9 109H10V108H9ZM35 109H36V108H35ZM60 109H61V108H60ZM72 109H73V108H72ZM93 109H94V108H93ZM140 109H141V108H140ZM140 109H139V110H140ZM157 109H158V108H157ZM179 109H180V108H179ZM179 109H178V110H179ZM227 109H228V108H227ZM230 109H231V108H230ZM232 109H233V108H232ZM41 110H42V109H41ZM64 110H65V109H64ZM75 110H76V109H75ZM99 110H100V109H99ZM132 110H133V109H132ZM144 110H145V109H144ZM147 110H148V109H147ZM168 110H169V109H168ZM188 110H189V109H188ZM188 110H187V111H188ZM197 110H198V109H197ZM199 110H200V108H199ZM235 110H236V109H235ZM246 110H249V109H246ZM42 111H43V110H42ZM60 111H61V110H60ZM66 111H67V110H66ZM68 111H69V110H68ZM80 111H81V110H80ZM97 111H98V110H97ZM125 111H126V110H124L123 112H125ZM135 111H136V110H135ZM142 111H143V110H142ZM148 111H149V110H148ZM157 111H158V110H157ZM161 111H162V110H161ZM171 111H172V110H171ZM174 111H175V110H174ZM181 111H182V110H181ZM200 111H202V110H200ZM214 111H215V110H214ZM254 111H255V110H254ZM262 111H263V110H262ZM3 112H5V111H3ZM29 112H30V111H29ZM46 112H47V111H46ZM105 112H106V111H105ZM121 112H122V111H121ZM136 112H137V111H136ZM162 112H163V111H162ZM205 112H206V111H205ZM208 112H209V111H208ZM228 112H229V111H228ZM10 113H11V112H10ZM10 113H9V114H10ZM47 113H49V112H47ZM100 113H101V112H100ZM117 113H118V112H117ZM158 113H159V111H158ZM163 113H164V114H162V115H164V116L167 114V113H165V112H163ZM172 113H173V112H172ZM172 113H171V114H172ZM177 113H178V112H177ZM177 113H176V114H177ZM180 113H181V112H180ZM256 113H257V112H256ZM67 114H68V113H67ZM77 114H78V113H77ZM118 114H120V113H118ZM149 114H150V113H149ZM160 114H161V113H160ZM169 114H170V112H169ZM189 114H190V113H189ZM194 114H195V113H194ZM197 114H198V112H197ZM232 114H233V113H232ZM235 114H236V113H234V115H235ZM239 114H240V113H239ZM253 114H254V113H253ZM24 115H25V114H24ZM37 115H38V114H37ZM89 115H90V113H89ZM126 115H127V114H126ZM129 115H130V111H129ZM129 115H128V116H129ZM136 115H137V114H136ZM151 115H152V114H151ZM178 115H179V114H178ZM206 115H207V114H206ZM206 115H205V116H206ZM209 115H210V114H209ZM216 115H217V114H216ZM227 115H228V114H227ZM8 116H9V115H8ZM74 116H75V115H74ZM82 116H83V115H82ZM122 116H123V115H122ZM124 116H125V115H124ZM137 116H138V115H137ZM140 116H141V115H140ZM142 116H143V114H142ZM144 116H145V115H144ZM169 116H170V115H169ZM179 116H181V114H180ZM201 116H202V115H201ZM219 116H220V115H219ZM248 116H249V115H248ZM255 116H256V114H255ZM46 117H47V116H46ZM69 117H70V116H69ZM120 117H121V116H120ZM131 117H132V116H131ZM181 117H182V116H181ZM186 117H187V116H186ZM188 117H189V116H188ZM190 117H191V115H190ZM193 117H194V116H193ZM196 117L198 118V116H196ZM239 117H240V116H239ZM76 118H77V117H76ZM93 118H95V117H93ZM96 118H97V117H96ZM127 118H128V117H126V119H127ZM141 118H142V117H140L139 120H141ZM149 118H150V117H149ZM152 118H153V117H152ZM161 118H162V117H161ZM165 118H166V117H165ZM170 118H171V117H170ZM174 118H175V115H174ZM248 118H250V117H248ZM83 119H84V118H83ZM90 119H92V117H91ZM111 119H112V118H111ZM113 119H114V118H113ZM126 119H125V120H126ZM142 119H143V118H142ZM144 119H145V118H144ZM155 119H156V118H155ZM155 119H154V121H155ZM168 119H169V118H168ZM175 119H176V118H175ZM178 119H179V118H178ZM180 119H181V118H180ZM193 119H194V118H193ZM212 119H213V118H212ZM234 119H236V118H234ZM262 119H263V118H262ZM19 120H20V119H19ZM66 120H67V119H66ZM105 120H106V119H105ZM109 120H110V119H109ZM159 120H160V119H159ZM161 120H162V119H161ZM207 120H208V119H207ZM215 120H217V119H215ZM237 120H238V119H237ZM254 120H255V119H254ZM257 120H258V119H257ZM5 121H6V120H5ZM11 121H12V120H11ZM77 121H78V120H77ZM89 121H90V120H89ZM162 121H163V120H162ZM168 121H169V120H168ZM170 121H172V119H171ZM197 121H198V120H197ZM204 121H205V120H204ZM217 121H219V120H217ZM234 121H235V120H234ZM100 122H101V121H100ZM130 122H131V121H130ZM138 122H139V121H138ZM141 122H142V121H141ZM172 122H173V121H172ZM178 122H179V121H178ZM186 122H187V121H186ZM213 122H214V121H213ZM221 122H222V120H221ZM97 123H98V122H97ZM111 123H113V122H111ZM120 123H121V122H120ZM170 123H171V122H170ZM174 123L176 124V122H174ZM180 123H181V122H180ZM182 123H183V122H182ZM196 123H197V122H196ZM198 123H199V122H198ZM201 123H202V122H201ZM224 123H225V122H224ZM224 123H223V125H224ZM252 123H253V122H252ZM113 124H114V123H113ZM113 124H112V125H113ZM131 124H132V123H131ZM171 124H172V123H171ZM183 124H184V123H183ZM199 124H200V123H199ZM212 124H213V123H212ZM240 124H242V123H240ZM115 125H116V124H115ZM133 125H134V124H133ZM133 125H132V126H133ZM188 125H189V124H188ZM220 125H221V124H220ZM220 125H219V126H220ZM254 125H255V124H254ZM20 126H21V125H20ZM71 126H72V125H71ZM172 126H173V125H172ZM184 126H185V125H184ZM186 126H187V125H186ZM204 126H205V125H204ZM209 126H210V128L212 127L211 125H209ZM217 126H218V125H217ZM219 126H218V127H219ZM225 126H226V125H225ZM225 126H224V127H225ZM233 126H234V125H233ZM239 126H240V125H239ZM243 126H244V125H243ZM245 126H246V125H245ZM40 127H41V126H40ZM64 127H65V126H64ZM106 127L108 128V126H106ZM114 127H115V126H114ZM118 127H119V126H118ZM123 127H124V126H123ZM133 127H134V126H133ZM152 127H153V126H152ZM154 127H155V126H154ZM163 127H164V126H163ZM198 127H200V126H198ZM221 127H222V126H221ZM10 128H11V127H10ZM109 128H110V127H109ZM120 128H121V127H120ZM125 128H126V127H125ZM127 128H128V127H127ZM130 128H131V127H130ZM169 128H170V127H169ZM171 128H172V127H171ZM180 128H181V127H180ZM188 128H189V127H188ZM190 128H191V127H190ZM196 128H197V127H196ZM225 128H226V127H225ZM240 128H241V127H240ZM247 128H248V127H247ZM261 128H262V126H261ZM55 129H56V128H55ZM91 129H92V128H91ZM133 129H135V128H133ZM151 129H152V128H151ZM215 129H216V128H215ZM220 129H221V128H220ZM249 129H250V128H249ZM254 129H255V128H254ZM9 130H10V129H9ZM9 130H8V131H9ZM126 130H127V129H126ZM128 130H129V129H128ZM131 130H132V129H131ZM176 130H177V129H176ZM184 130H185V129H184ZM188 130H189V129H188ZM188 130H187V131H188ZM227 130H228V128H227ZM255 130H258V129H255ZM27 131H28V130H27ZM76 131H77V130H76ZM88 131H89V130H88ZM104 131H105V130H104ZM129 131H130V130H129ZM168 131H169V129H168ZM172 131H173V130H172ZM190 131H191V130H190ZM209 131H212V130H209ZM223 131H224V130H223ZM229 131H230V130H229ZM234 131H235V130H234ZM6 132H7V131H6ZM28 132H29V131H28ZM95 132H96V131H95ZM119 132H120V130H119ZM139 132H140V131H139ZM139 132L137 131V133H139ZM161 132H162V131H161ZM206 132L208 133V131H206ZM240 132H241V130H240ZM248 132H250V130H249ZM261 132H262V131H261ZM56 133H57V132H56ZM100 133H101V132H100ZM109 133H110V132H109ZM114 133H115V132H114ZM132 133H133V132H132ZM146 133H147V132H146ZM178 133H179V132H178ZM192 133H193V132H192ZM217 133H218V132H217ZM217 133H216V134H217ZM220 133H221V132H220ZM243 133H244V132H243ZM253 133H254V132H253ZM41 134H42V133H41ZM69 134H70V133H69ZM82 134H83V133H82ZM117 134H118V133H117ZM120 134H121V132H120ZM122 134H123V133H122ZM159 134H160V133H159ZM183 134H184V133H183ZM189 134H191V133H189ZM201 134H202V133H201ZM210 134H211V133H209V135H210ZM241 134H242V133H241ZM247 134H248V133H247ZM259 134H260V133H259ZM19 135H20V134H19ZM50 135H51V133H50ZM157 135H158V134H156V136H157ZM166 135H168V134L166 133ZM229 135L231 136V134H229ZM45 136H47V135H45ZM59 136H60V135H59ZM74 136H76V135H74ZM87 136H88V135H87ZM90 136H91V135H90ZM123 136H124V134H123ZM151 136H152V135H151ZM171 136H172V134H171ZM195 136H196V135H195ZM197 136H198V135H197ZM245 136H246V135H245ZM36 137H37V135H36ZM78 137H79V136H78ZM116 137H117V136H116ZM116 137H115V138H116ZM126 137H127V136H126ZM140 137H141V136H140ZM153 137H154V136H153ZM164 137H165V136H164ZM204 137H205V136H204ZM218 137L221 139L220 136H218ZM240 137H241V136H240ZM8 138H9V136H8ZM37 138H38V137H37ZM108 138H109V137H108ZM142 138H143V136H142ZM146 138H147V137H146ZM156 138H157V137H156ZM189 138H190V137H189ZM201 138H202V137H201ZM208 138H209V137H208ZM228 138H229V137H228ZM234 138H235V137H234ZM4 139H5V138H4ZM6 139H7V138H6ZM52 139H53V138H52ZM97 139H98V136H97ZM100 139H101V138H100ZM111 139H112V138H111ZM129 139H130V138H129ZM148 139H149V138H148ZM173 139H174V138H173ZM209 139H210V138H209ZM223 139H224V138H223ZM226 139H227V138H226ZM232 139H233V138H232ZM236 139H237V138H236ZM68 140H69V139H68ZM84 140H86V139H84ZM115 140H116V139H115ZM117 140H118V139H117ZM180 140H181V139H180ZM224 140H225V139H224ZM233 140H235V139H233ZM258 140H259V139H258ZM53 141H54V140H53ZM64 141H65V140H64ZM88 141H89V140H88ZM97 141H98V140H97ZM99 141H100V140H99ZM149 141H150V140H149ZM149 141H148V142H149ZM168 141H169V140H168ZM225 141H227V140H225ZM261 141H262V140H261ZM67 142H68V141H67ZM111 142H112V141H111ZM134 142L137 143V141H135V140H134ZM197 142H198V141H197ZM203 142H204V141H203ZM239 142H240V141H239ZM257 142H258V141H257ZM50 143H51V142H50ZM89 143H90V141H89ZM101 143H102V142H101ZM114 143H115V141H114ZM116 143H117V142H116ZM154 143H155V141H154ZM166 143H167V142H166ZM192 143L194 144V142H192ZM199 143H200V142H199ZM212 143H213V142H212ZM103 144H105V143H103ZM149 144H150V143H149ZM156 144H157V143H156ZM170 144H171V143H170ZM174 144H175V143H174ZM190 144H191V143H190ZM195 144H196V143H195ZM244 144H246V143H244ZM7 145H8V144H7ZM54 145H55V144H54ZM109 145H110V143H109ZM112 145H113V143H112ZM137 145H138V144H137ZM146 145H147V143H146ZM150 145H151V144H150ZM164 145H165V144H164ZM176 145H177V144H176ZM186 145H187V144H186ZM199 145H200V144H199ZM222 145H223V143H222ZM235 145H236V144H235ZM260 145H261V144H260ZM49 146H50V145H49ZM49 146H47V147H49ZM70 146H71V145H70ZM83 146H84V145H83ZM133 146H135V145H133ZM183 146H184V145H183ZM229 146H230V144H229ZM238 146H239V145H238ZM238 146H237V147H238ZM242 146H243V145H242ZM254 146H256V145H254ZM51 147H52V146H51ZM65 147H66V146H65ZM107 147H108V146H107ZM125 147H126V146H125ZM128 147H129V145H128ZM157 147H158V146H157ZM166 147H167V146H166ZM175 147H176V146H175ZM256 147H257V146H256ZM259 147H260V146H259ZM259 147H258V148H259ZM262 147H263V146H262ZM68 148H69V147H68ZM70 148H71V147H70ZM93 148H94V147H93ZM101 148H102V147H101ZM118 148H119V147H118ZM122 148H123V147H122ZM155 148H156V147H155ZM173 148H174V147H173ZM220 148H221V147H220ZM19 149H20V148H19ZM72 149H73V147H72ZM78 149H80V148H78ZM103 149H104V148H103ZM115 149H116V148H115ZM136 149H137V148H136ZM143 149H144V148H143ZM147 149H148V148H147ZM182 149H183V148H182ZM187 149H188V148H187ZM205 149H206V148H205ZM259 149H260V148H259ZM262 149H263V148H262ZM68 150H69V149H68ZM82 150H83V149H81V151H82ZM99 150H100V149H99ZM108 150H109V149H108ZM170 150H171V149H170ZM185 150H186V148H185ZM224 150H225V149H224ZM233 150H234V149H233ZM144 151H145V150H144ZM151 151H152V150H151ZM151 151H150V152H151ZM159 151H160V150H159ZM176 151H177V150H176ZM197 151H198V150H197ZM199 151H200V150H199ZM205 151H206V150H205ZM229 151H230V150H229ZM236 151H237V150H236ZM258 151H260V150H258ZM54 152H55V151H54ZM99 152H100V151H99ZM119 152H120V151H119ZM138 152H139V151H138ZM141 152H142V151H141ZM160 152H161V151H160ZM160 152H159V153H160ZM168 152H169V151H168ZM216 152H217V150H216ZM198 153H200V152H198ZM237 153H238V152H237ZM96 154H97V153H96ZM99 154H100V153H99ZM110 154H111V153H110ZM131 154H132V153H131ZM140 154H141V153H140ZM162 154H163V152H162ZM114 155H116V154H114ZM155 155H156V154H155ZM159 155H160V154H159ZM169 155H170V154H169ZM185 155H186V154H185ZM263 155H264V154H263ZM62 156H63V155H62ZM81 156H82V155H81ZM181 156H183V155H181ZM181 156H180V158H181ZM214 156H217V154H215ZM221 156H222V155H221ZM63 157H64V156H63ZM78 157H79V156H78ZM175 157H176V156H175ZM192 157H193V156H192ZM222 157H223V156H222ZM260 157H261V156H260ZM84 158H85V157H84ZM183 158H185V157H183ZM188 158H189V157H188ZM195 158H197V157H195ZM195 158H194V159H195ZM234 158H235V157H234ZM252 158H253V157H252ZM255 158H256V157H255ZM261 158H262V157H261ZM99 159H100V158H99ZM99 159H98V160H99ZM164 159H165V158H164ZM197 159H198V158H197ZM220 159H221V158H220ZM229 159H230V158H229ZM232 159H233V158H232ZM232 159H231V160H232ZM238 159H239V158H238ZM244 159H245V158H244ZM54 160H55V159H54ZM54 160H53V162H54ZM156 160H157V158H156ZM169 160H170V159H169ZM40 161H41V160H40ZM69 161H70V159H69ZM263 161H264V160H263ZM46 162H47V161H46ZM46 162H44V163H46ZM128 162H130V161H128ZM153 162H154V160H153ZM157 162H159V161H157ZM167 162H169V161H167ZM167 162H166V163H167ZM182 162H183V161H182ZM246 162H247V161H246ZM246 162H245V163H246ZM39 163H40V162H39ZM42 163H43V162H42ZM42 163H41V164H42ZM105 163H106V162H105ZM122 163H123V162H122ZM159 163H161V162H159ZM163 163H164V161H163ZM163 163H162V164H163ZM171 163H172V162H171ZM187 163H188V162H187ZM201 163H202V162H201ZM220 163H221V162H220ZM14 164H16V163L14 162ZM53 164H54V163H53ZM57 164H58V163H57ZM202 164H203V163H202ZM2 165H3V164H2ZM46 165H47V164H46ZM54 165L56 166V164H54ZM41 166H42V165H41ZM59 166H60V165H59ZM63 166H64V165H63ZM75 166H76V165H75ZM169 166H170V165H169ZM220 166H222V165H220ZM229 166H230V165H229ZM240 166H241V165H240ZM259 166H260V165H259ZM3 167H5V164L3 165ZM8 167H9V166H8ZM15 167H17V165H16ZM37 167H38V166H37ZM37 167H36V168H37ZM52 167H54V166H52ZM66 167H67V165H66ZM69 167H70V166H69ZM72 167H73V166H72ZM72 167H71V168H72ZM60 168H61V167H60ZM123 168H124V167H123ZM150 168H151V167H150ZM166 168H167V166H166ZM20 169H21V168H20ZM41 169H42V168H41ZM41 169H40V170H41ZM56 169H57V168H56ZM73 169H74V168H73ZM73 169H72V170H73ZM90 169H91V168H90ZM247 169H248V168H247ZM250 169H251V168H250ZM32 170H33V168H32ZM57 170H58V169H57ZM61 170H62V168H61ZM70 170H71V169H70ZM84 170H85V168H84ZM215 170H216V169H215ZM59 171H60V170H59ZM144 171H146V170H144ZM147 171H148V170H147ZM18 172H19V171H18ZM76 172H77V171H76ZM197 172H198V171H197ZM36 173H37V172H36ZM147 173H148V172H147ZM147 173H146V174H147ZM149 173H150V172H149ZM193 173H194V172H193ZM242 173H243V172H242ZM56 174H57V173H56ZM87 174H88V173H87ZM126 174L129 175L128 172H127ZM38 175H39V174H38ZM53 175H54V174H53ZM57 175H58V174H57ZM144 175H145V174H144ZM254 175H255V174H254ZM251 176H252V175H251ZM36 177H37V176H36ZM123 177H124V176H123ZM125 177H126V176H125ZM136 177H137V176H136ZM145 177H146V176H145ZM147 177H149V176H147ZM147 177H146V178H147ZM198 177H199V176H198ZM242 177H243V176H242ZM257 177H258V176H257ZM257 177H255V178H257ZM259 177H260V176H259ZM32 178H33V177H32ZM110 178H111V177H110ZM110 178H109V179H110ZM143 178H144V177H143ZM149 178H150V177H149ZM244 178H245V177H244ZM252 178H253V177H252ZM255 178H254V179H255ZM62 179H63V177H62ZM64 179H65V178H64ZM126 179H127V178H126ZM56 180H57V179H56ZM148 180H149V179H148ZM58 181H59V180H58ZM109 181L111 182V180H109ZM201 181H202V180H201ZM59 182H60V181H59ZM140 182H141V181H140ZM144 182H145V181H144ZM185 182H186V181H185ZM187 182H188V181H187ZM187 182H186V183H187ZM190 182H191V181H190ZM206 182H207V181H206ZM63 183H64V182H63ZM63 183H62V184H63ZM224 183H225V182H224ZM234 183H235V182H234ZM239 183H240V182H239ZM111 184H112V182H111ZM144 184H145V183H144ZM171 184H172V183H171ZM184 184H185V183H184ZM225 184H226V183H225ZM260 184H261V183H260ZM64 185H66V184L64 183ZM67 185H68V184H67ZM167 185H168V183H167ZM174 185H175V184H174ZM197 185H198V184H197ZM201 185H202V184H201ZM204 185H205V184H204ZM241 185H242V184H241ZM57 186H58V185H57ZM59 186H60V185H59ZM86 186H87V185H86ZM155 186H156V185H155ZM158 186H159V184H158ZM158 186H157V187H158ZM163 186L165 187V185H163ZM178 186H179V185H178ZM181 186H182V185H181ZM181 186H179V187L181 188ZM183 186H184V185H183ZM188 186H189V185H188ZM191 186H192V185H190L189 188H190ZM239 186H240V185H239ZM9 187H11V185H10ZM17 187H18V186H17ZM60 187L62 188V186H60ZM185 187H186V186H185ZM220 187H221V186H220ZM230 187H231V186H230ZM236 187H237V186H236ZM240 187H241V186H240ZM71 188H72V186H71ZM146 188H147V187H146ZM180 188H178V190H180ZM183 188H184V187H183ZM189 188H188V189H189ZM195 188H196V187H195ZM205 188H206V187H205ZM205 188H203V191H204ZM221 188H222V187H221ZM226 188H227V187H226ZM77 189H78V188H77ZM186 189H187V188H186ZM207 189H208V188H207ZM216 189H218V188H216ZM216 189H215V190H216ZM223 189H224V188H223ZM228 189H229V188H228ZM256 189H257V188H256ZM70 190H71V189H70ZM130 190H131V189H130ZM135 190H136V189H135ZM142 190H143V189H142ZM201 190H202V189H201ZM205 190H206V189H205ZM225 190H226V189H225ZM225 190H224V191H225ZM237 190H238V189H237ZM10 191H11V190H10ZM47 191H48V189H47ZM143 191H144V190H143ZM165 191H166V190H165ZM176 191H177V190H176ZM195 191H196V190H195ZM199 191H200V190H199ZM230 191H231V190H230ZM61 192H62V191H61ZM136 192H137V190H136ZM144 192H145V191H144ZM161 192H162V191H161ZM167 192H168V191H167ZM177 192H178V191H177ZM197 192H198V191H197ZM197 192H196V193H197ZM226 192H227V191H226ZM71 193H72V192H71ZM79 193H80V192H79ZM82 193H83V192H82ZM141 193H142V192H141ZM156 193H157V191H156ZM178 193H179V192H178ZM194 193H195V192H194ZM223 193H224V192H223ZM230 193H231V192H230ZM18 194H19V193H18ZM47 194H48V193H47ZM83 194H84V193H83ZM83 194H81V195H83ZM200 194H201V193H200ZM207 194H209V193H207ZM245 194H247V193H245ZM263 194H264V192H263ZM48 195H49V194H48ZM155 195H156V194H155ZM169 195H170V194H169ZM205 195H206V194H205ZM258 195H259V194H258ZM87 196H88V195H87ZM152 196H153V195H152ZM161 196H162V195H161ZM161 196H160V197H161ZM193 196H194V195H193ZM202 196H203V195H202ZM208 196H209V195H208ZM208 196L206 195V197H208ZM240 196H241V195H240ZM7 197H8V196H7ZM88 197H89V196H88ZM150 197H151V196H150ZM153 197H154V196H153ZM157 197H158V195H157ZM163 197H165V196H162V198H163ZM176 197H178V195H177ZM209 197H210V196H209ZM222 197H223V196H222ZM263 197H264V196H263ZM56 198H57V197H56ZM56 198H55V199H56ZM84 198H85V197H84ZM86 198H87V197H86ZM86 198H85V199H86ZM181 198H182V196H181ZM181 198H180V199H181ZM197 198H198V197H197ZM239 198H240V197H239ZM87 199H88V198H87ZM158 199H159V198H158ZM165 199H166V198H165ZM187 199H188V198H187ZM189 199H190V198H189ZM194 199H195V198H194ZM204 199H205V197H204ZM260 199H261V198H260ZM191 200H192V199H191ZM206 200H208V199H206ZM209 200H210V199H209ZM247 200H248V199H247ZM58 201H60V200H58ZM88 201H89V200H88ZM105 201H106V200H105ZM185 201H186V199H185ZM237 201H238V200H237ZM173 202H174V201H173ZM209 202H210V201H209ZM240 202H241V201H240ZM246 202H247V201H246ZM253 202H254V201H253ZM51 203H52V202H51ZM79 203H80V202H79ZM92 203H93L92 205H95L94 202H92ZM168 203H169V202H168ZM185 203H186V202H185ZM219 204H220V203H219ZM59 205H60V204H59ZM83 205H84V203H83ZM156 205H157V204H156ZM156 205H155V206H156ZM172 205H173V204H172ZM180 205H181V204H180ZM187 205H188V203H187ZM201 205H202V203H201ZM208 205H209V204H208ZM210 205H211V204H210ZM223 205H224V204H223ZM223 205H222V206H223ZM85 206H86V205H85ZM96 206H97V205H96ZM107 206H108V205H107ZM157 206H159V205H157ZM176 206H177V205H176ZM251 206H252V205H251ZM58 207H59V206H58ZM60 207H61V206H60ZM88 207L90 208V206H88ZM151 207H152V206H151ZM164 207H165V206H164ZM210 207H211V206H210ZM228 207H230V206H228ZM115 208H116V207H115ZM148 208H149V207H148ZM181 208H182V207H181ZM188 208H189V207H188ZM196 208H197V207H196ZM221 208H223V207H221ZM247 208H248V207H247ZM96 209H97V208H96ZM150 209H151V208H150ZM165 209L167 210L166 207H165ZM174 209H175V208H173V211H174ZM183 209H185V208H183ZM250 209H251V208H250ZM89 210H90V209H89ZM157 210H158V209H157ZM178 210H179V209H178ZM193 210H194V209H193ZM213 210H214V209H213ZM215 210H216V209H215ZM218 210H219V209H218ZM225 210H226V209H225ZM244 210H245V209H244ZM257 210H258V209H257ZM180 211H181V210H180ZM202 211H203V210H202ZM219 211H220V210H219ZM221 211H222V210H221ZM226 211H227V210H226ZM231 211H232V210H231ZM103 212H104V211H103ZM171 212H172V211H171ZM184 212H185V211H184ZM205 212H206V211H205ZM224 212H225V211H224ZM257 212H258V211H257ZM59 213H60V212H59ZM104 213H105V212H104ZM104 213H102V215H103ZM206 213H207V212H206ZM206 213H205V214H206ZM100 214H101V213H100ZM100 214H99V215H100ZM122 214H123V213H122ZM172 214H173V213H172ZM226 214H227V213H226ZM241 214H242V213H241ZM249 214H250V213H249ZM257 214H258V213H257ZM261 214H262V213H261ZM263 214H264V213H263ZM96 215H97V214H96ZM125 215H126V214H125ZM173 215H174V214H173ZM176 215H177V214H176ZM195 215H196V214H195ZM198 215H199V214H198ZM214 215H215V214H214ZM228 215H229V214H228ZM232 215H233V214H232ZM232 215H231V216H232ZM78 216H79V215H78ZM82 216H83V215H82ZM82 216H81V217H82ZM123 216H124V215H123ZM138 216H139V215H138ZM141 216H143V215H141ZM168 216H169V215H168ZM242 216H243V214H242ZM251 216H252V215H251ZM262 216L264 217V215H262ZM5 217H6V216H5ZM108 217H109V216H108ZM127 217H128V215H127ZM136 217H137V216H136ZM169 217H170V216H169ZM223 217H224V216H223ZM233 217H234V215H233ZM240 217H241V216H240ZM16 218H17V217H16ZM57 218H58V217H57ZM101 218H102V217H101ZM101 218H100V219H101ZM194 218H195V217H194ZM198 218H199V217H198ZM225 218H226V217H225ZM259 218H260V217H259ZM86 219H87V218H86ZM107 219H108V218H107ZM113 219H114V218H113ZM138 219H139V218H138ZM179 219H180V218H179ZM205 219H206V218H205ZM214 219H215V218H214ZM217 219H218V218H217ZM231 219H232V218H231ZM260 219H261V218H260ZM22 220H23V219H22ZM101 220H102V219H101ZM218 220H219V219H218ZM234 220H235V219H234ZM242 220H243V218H242ZM249 220H250V219H249ZM3 221H4V220H3ZM42 221H43V220H42ZM82 221H83V220H82ZM82 221H81V222H82ZM88 221H90V220L88 219ZM110 221H111V219H110ZM116 221H117V220H116ZM183 221H184V220H183ZM205 221H206V220H205ZM230 221H231V220H230ZM240 221H241V220H240ZM247 221H248V220H247ZM90 222H91V221H90ZM102 222H103V221H102ZM106 222H107V221H106ZM124 222H125V221H124ZM176 222H177V221H176ZM220 222H222V221H220ZM224 222H225V221H224ZM243 222H244V221H243ZM108 223H109V222H108ZM112 223H113V221H112ZM115 223H116V222H115ZM148 223H149V222H148ZM49 224H50V223H49ZM113 224H114V223H113ZM177 224H178V223H177ZM177 224H176V225H177ZM234 224H235V223H234ZM237 224H238V223H237ZM240 224H241V223H240ZM240 224H239V225H240ZM247 224H248V222H247ZM0 225H1V224H0ZM2 225H3V224H2ZM91 225H92V223H91ZM93 225H94V224H93ZM118 225H119V224H117V226H118ZM198 225H199V224H198ZM227 225H228V223H227ZM230 225H231V224H230ZM232 225H233V224H232ZM232 225H231V226H232ZM239 225H238V226H239ZM242 225H243V224H242ZM254 225H255V224H254ZM94 226H95V225H94ZM106 226H107V224H106ZM109 226H110V224H109ZM165 226H167V225H165ZM206 226H207V225H206ZM210 226H211V225H210ZM224 226H225V224H224ZM224 226H223V227H224ZM252 226H253V225H252ZM256 226H258V225H256ZM41 227H42V225H41ZM41 227H40V228H41ZM98 227H99V226H98ZM126 227H127V225H126ZM131 227H132V226H131ZM175 227H176V226H175ZM193 227H194V226H193ZM207 227H208V226H207ZM218 227H219V226H218ZM112 228H113V227H112ZM159 228H160V227H159ZM180 228H182V227H180ZM204 228H205V227H204ZM237 228H238V227H237ZM237 228H235V229H237ZM255 228H256V227H255ZM258 228H259V227H258ZM33 229H35V228H33ZM114 229H115V228H114ZM166 229H167V228H166ZM238 229H239V228H238ZM243 229H244V228H243ZM41 230H42V228H41ZM41 230H40V231H41ZM97 230H98V229H97ZM163 230H164V229H163ZM223 230H224V229H223ZM223 230H222V231H223ZM241 230H242V229H241ZM34 231H35V230H34ZM44 231H45V230H44ZM44 231H43V233H44ZM113 231H114V230H113ZM116 231H117V229H116ZM127 231H128V230H127ZM193 231H194V230H193ZM193 231H192V232H193ZM198 231H199V230H198ZM203 231H204V230H203ZM237 231H238V230H237ZM47 232H48V231H47ZM47 232L45 231L46 234H47ZM55 232H57V230H55ZM114 232H115V231H114ZM128 232H129V231H128ZM210 232H211V231H210ZM242 232H243V231H242ZM245 232H246V231H245ZM29 233H30V232H29ZM29 233H26V234L28 235ZM146 233H147V232H146ZM231 233H232V232H231ZM3 234H5V233H3ZM33 234H34V233H33ZM90 234H91V233H90ZM122 234H124V233H122ZM157 234H158V233H157ZM157 234H156V235H157ZM235 234H236V233H235ZM1 235H2V234H1ZM85 235H86V234H85ZM116 235H117V234H116ZM125 235H126V234H125ZM127 235H128V234H127ZM149 235H151V234H149ZM194 235H195V233H194ZM223 235H224V234H223ZM239 235H240V234H239ZM239 235H238V236H239ZM245 235H246V234H245ZM247 235H248V234H247ZM255 235H256V234H254V236H255ZM24 236H26V235L24 234ZM82 236H84V235H82ZM89 236H90V235H89ZM262 236H263V235H262ZM4 237H6V236H4ZM34 237H35V236H34ZM93 237H94V235H93ZM103 237H104V236H103ZM202 237H203V236H202ZM211 237H212V236H211ZM226 237H228V236H226ZM255 237H256V236H255ZM88 238H89V237H88ZM100 238H102V237H100ZM129 238H130V237H129ZM191 238H192V237H191ZM8 239H9V238H8ZM50 239H51V238H50ZM104 239H105V238H104ZM161 239H162V238H161ZM176 239H177V238H176ZM192 239H193V238H192ZM220 239H222V238H220ZM224 239H225V238H224ZM232 239H233V238H232ZM251 239H252V238H251ZM94 240H95V239H94ZM113 240H114V238H113ZM206 240H207V239H206ZM237 240H238V239H237ZM237 240H236V241H237ZM243 240H244V238H243ZM246 240H247V239H246ZM249 240H250V239H249ZM3 241H4V240H3ZM14 241H15V240H14ZM48 241H49V240H48ZM83 241H84V240H83ZM95 241H96V240H95ZM105 241H106V239H105ZM173 241H174V240H173ZM223 241H224V240H223ZM230 241H231V240H230ZM238 241H239V240H238ZM244 241H245V240H244ZM255 241H256V240H255ZM119 242H120V241H119ZM233 242H234V241H233ZM263 242H264V241H263ZM92 243H93V242H92ZM101 243H102V242H101ZM161 243H162V242H161ZM193 243H194V242H193ZM229 243H230V242H229ZM234 243H236V242H234ZM243 243H244V242H243ZM258 243H260V242H258ZM58 244H59V243H58ZM93 244H94V243H93ZM185 244H186V243H185ZM260 244H261V243H260ZM7 245H8V244H7ZM10 245H11V244H10ZM42 245H43V244H42ZM119 245H120V244H119ZM121 245H122V243H121ZM178 245H179V244H178ZM186 245H187V244H186ZM194 245H195V243H194ZM220 245H221V244H220ZM229 245H230V244H229ZM239 245H240V244H239ZM249 245H250V244H249ZM249 245H248V246H249ZM263 245H264V243L262 244V246H263ZM34 246H35V245H34ZM37 246H38V247H42V246H39V245H37ZM44 246H45V245H44ZM89 246H90V245H89ZM179 246H180V245H179ZM222 246H223V245H222ZM227 246H228V245H227ZM232 246H233V245H232ZM257 246H259V245H257ZM38 247H37V248H38ZM107 247H108V246H107ZM121 247H122V246H121ZM132 247H133V246H132ZM182 247H183V246H182ZM210 247H211V245H210ZM216 247H217V246H216ZM240 247H241V246H240ZM260 247H261V246H260ZM124 248H125V246H124ZM192 248H193V247H192ZM226 248H227V247H226ZM25 249H26V248H25ZM92 249H93V248H92ZM107 249H108V248H107ZM193 249H195V248H193ZM220 249H221V248H220ZM238 249H239V248H238ZM254 249H255V248H254ZM37 250H38V249H37ZM195 250H196V249H195ZM223 250H224V249H223ZM229 250H230V249H229ZM231 250H232V249H231ZM247 250H248V249H247ZM93 251H94V250H93ZM99 251H100V250H99ZM99 251H98V252H99ZM197 251H198V250H197ZM199 251H200V250H199ZM213 251H214V250H213ZM243 251H244V249H243ZM243 251H242V253H243ZM245 251H246V250H245ZM261 251H262V250H261ZM100 252H101V251H100ZM109 252H110V251H109ZM129 252H130V251H129ZM131 252H132V251H131ZM149 252H150V251H149ZM174 252H175V251H174ZM223 252H224V251H223ZM232 252H233V251H232ZM237 252H238V251H237ZM1 253H2V252H1ZM20 253H21V252H20ZM164 253H165V252H164ZM203 253H204V252H203ZM233 253H234V252H233ZM249 253H250V252H249ZM257 253H258V252H257ZM73 254H74V253H73ZM109 254H111V252H110ZM214 254H215V253H214ZM222 254H223V253H222ZM247 254H248V253H247ZM261 254H262V253H261ZM156 255H157V254H156ZM199 255H200V254H199ZM229 255H230V254H229ZM242 255H243V254H242ZM245 255H246V254H245ZM251 255H252V254H251ZM134 256H135V254H134ZM184 256H185V255H184ZM196 256H197V255H196ZM206 256H207V255H206ZM231 256H232V255H231ZM1 257H2V256H1ZM99 257H100V256H99ZM136 257H137V256H136ZM136 257H135V258H136ZM138 257H139V256H138ZM138 257H137V258H138ZM200 257H201V256H200ZM235 257H236V256H235ZM247 257H248V256H246V258H247ZM250 257H251V256H250ZM252 257H253V256H252ZM256 257H257V256H256ZM258 257H259V256H258ZM56 258H57V257H56ZM58 258H59V257H58ZM133 258H134V257H133ZM162 258H163V257H162ZM202 258H203V257H202ZM231 258H232V257H231ZM244 258H245V256H244ZM262 258H263V257H262ZM44 259H45V257H44ZM140 259H143V258H140ZM218 259H219V258H218ZM222 259H223V258H222ZM224 259H226V258H224ZM232 259H233V258H232ZM235 259H236V258H235ZM251 259H252V258H251ZM253 259H254V258H253ZM19 260H20V259H19ZM41 260H42V259H41ZM52 260H53V259H52ZM99 260H100V259H99ZM138 260H139V259H138ZM191 260H193V259H191ZM249 260H250V259H249ZM109 261H110V259H109ZM112 261H113V260H112ZM142 261H143V260H142ZM235 261H236V260H235ZM242 261H243V260H242ZM140 262H141V261H140ZM229 262H230V261H229ZM262 262H263V260H262ZM102 263H103V262H102ZM124 263H126V262L124 261ZM130 263H131V262H130ZM132 263H133V262H132ZM148 263H149V262H148ZM211 263H212V262H211ZM234 263H235V262H234ZM2 264H3V263H2ZM112 264H113V263H112ZM243 264H244V263H243ZM245 264H246V263H245Z\"/></svg>", "mask_w": 264, "mask_h": 264}]
</instances>
